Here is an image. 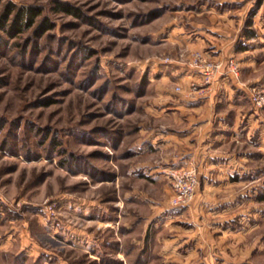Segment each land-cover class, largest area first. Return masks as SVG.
Returning a JSON list of instances; mask_svg holds the SVG:
<instances>
[{
  "label": "rangeland",
  "instance_id": "obj_1",
  "mask_svg": "<svg viewBox=\"0 0 264 264\" xmlns=\"http://www.w3.org/2000/svg\"><path fill=\"white\" fill-rule=\"evenodd\" d=\"M8 1L50 26L0 29V264H178L154 239L171 223L207 227L214 264H264V151L172 205L179 166L144 138L157 85L196 49L178 40L230 0H2L0 12Z\"/></svg>",
  "mask_w": 264,
  "mask_h": 264
},
{
  "label": "crops",
  "instance_id": "obj_2",
  "mask_svg": "<svg viewBox=\"0 0 264 264\" xmlns=\"http://www.w3.org/2000/svg\"><path fill=\"white\" fill-rule=\"evenodd\" d=\"M204 14L205 20L183 32L178 44L200 48L211 57H232L238 75L223 71L204 91L190 94L188 84L199 80L200 71L175 63L171 80H160L150 101V111L164 129L159 130L158 121L145 127L144 137L152 149L163 151L167 165L195 164L199 179L242 170L252 153L258 157L264 151V106H254L248 91V85L264 89V0H230L228 9ZM174 85L179 90L171 91ZM189 228L164 224L166 232L154 237L166 261L214 264V235L207 227L201 232Z\"/></svg>",
  "mask_w": 264,
  "mask_h": 264
},
{
  "label": "built area",
  "instance_id": "obj_3",
  "mask_svg": "<svg viewBox=\"0 0 264 264\" xmlns=\"http://www.w3.org/2000/svg\"><path fill=\"white\" fill-rule=\"evenodd\" d=\"M185 63L200 71L199 80H192L188 84V93H198L204 91L209 85L214 83L217 74L226 71L238 75L239 65L232 57L228 59L211 57L200 49L189 51ZM175 90H179L178 85H174ZM250 97L254 105L261 106L264 103V89L255 85L249 87ZM169 187L172 193L168 199L169 204L183 205L191 199L197 190L199 177L197 167L193 163L185 166L171 168L167 172Z\"/></svg>",
  "mask_w": 264,
  "mask_h": 264
},
{
  "label": "trees",
  "instance_id": "obj_4",
  "mask_svg": "<svg viewBox=\"0 0 264 264\" xmlns=\"http://www.w3.org/2000/svg\"><path fill=\"white\" fill-rule=\"evenodd\" d=\"M2 6L3 8L0 12V29L7 36H14L25 28L34 25V17L39 14V9L33 5L19 6L8 1L3 2ZM54 7L68 13L78 14V10L75 7L60 1H55ZM49 26V21L43 17L34 25V33L39 35V33L49 28Z\"/></svg>",
  "mask_w": 264,
  "mask_h": 264
}]
</instances>
